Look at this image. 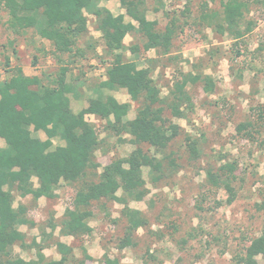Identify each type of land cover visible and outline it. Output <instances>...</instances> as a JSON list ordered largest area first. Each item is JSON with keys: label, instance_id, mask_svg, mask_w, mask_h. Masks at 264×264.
<instances>
[{"label": "rangeland", "instance_id": "1", "mask_svg": "<svg viewBox=\"0 0 264 264\" xmlns=\"http://www.w3.org/2000/svg\"><path fill=\"white\" fill-rule=\"evenodd\" d=\"M94 1L99 8L115 16L123 14L127 22L131 21L118 0ZM224 2L227 0H147V19L157 23L158 31H164L171 20L177 21L171 49L169 53L146 51L144 37L133 32L124 39L126 60L135 62L139 69L150 67L162 98L170 95L181 73L207 74L215 89L207 93L203 83L189 84L187 90L194 107L187 109L183 118L173 117L171 110L165 108L164 117L169 124L179 126L180 134L165 152L156 154L158 159L168 157L164 161L165 172L155 175L150 168H144L148 193L141 201L129 202V207L140 211L148 225L131 235L130 245L124 246L128 236L124 206L112 200L95 201L89 222L92 233L70 239L74 250L67 264H81L85 252L93 258L85 264H104V255L120 259L121 264H232L253 239L261 236L264 128L256 132L258 128L249 127L245 132L238 128L257 122L258 110L264 108V0H248L243 23L251 24L252 31L239 41L218 31L215 17L222 16ZM93 12L86 11L88 32L77 44L84 55L74 51L59 58L52 43L35 29H11L10 16L0 0V82L11 79L21 68L27 76H38L44 87H53L61 68L67 67L66 81L74 87V93L69 95L73 111L78 113L88 107L99 94L113 58L106 51ZM103 93L131 105L127 121L136 118L140 103L132 101L125 90ZM86 120L95 127L101 141L95 155L99 174L138 148L155 153L149 145H138L130 135L114 131L107 120L94 115H87ZM31 131L34 137L47 139L44 132L33 128ZM192 142L199 151L195 156L189 147ZM53 143V148L63 145L58 140ZM0 147H6L2 138ZM169 158L174 159V167L169 165ZM227 163L238 165L233 183L236 199L232 204L227 203L225 188L217 189L207 181L208 171L217 172ZM33 181L37 186V180ZM80 185L63 181L57 198L38 202L15 193V207L27 206L26 218L30 222L19 227L32 246L27 249L26 259L37 260L38 248L33 242L41 241L44 250H49L47 260L61 259L56 244L62 236L64 214L73 206L71 201ZM121 195L122 190L117 196ZM50 223L56 230L52 231ZM18 248L19 244L15 247L16 256ZM256 262L264 264V255H258Z\"/></svg>", "mask_w": 264, "mask_h": 264}, {"label": "trees", "instance_id": "2", "mask_svg": "<svg viewBox=\"0 0 264 264\" xmlns=\"http://www.w3.org/2000/svg\"><path fill=\"white\" fill-rule=\"evenodd\" d=\"M118 1L131 21L127 22L123 14L115 16L99 8L94 0H2L10 16V28L15 32L35 29L40 37L52 43L59 58L74 51L84 55L77 44L88 32L86 11L94 10L104 46L113 58L106 70V80L99 86V94L78 113L71 107L69 95L74 93V87L66 81L67 67L61 68L53 87H44L38 76H27L21 68L11 79L0 82V138L6 142L5 148L0 147V264L68 263L74 248L61 241L56 244L61 255L57 261L47 260L42 241L41 244L33 242L34 248H38L37 260L25 261L15 255L18 244L32 248L19 230L20 226L30 224L26 218L27 206L19 204L15 207V193L30 196L35 202L42 198L53 200L63 181L81 185L71 201L73 206L64 214L62 235L77 238L92 233L89 222L94 215L93 202L112 200L124 206L128 236L123 244L129 246L130 236L148 225L140 211L129 207L131 200L141 201L148 193L143 169L150 168L155 175L163 174L164 161L168 157L158 159L156 154L165 152L180 134L179 126L169 124L164 117L165 108L171 110L173 117L183 118L185 111L194 107L187 90L189 84L201 82L207 93L215 89L212 77L207 74L181 73L174 81L170 95L162 98L161 90L151 77L150 67L139 69L135 62L126 60L124 39L137 32L145 39L146 51L154 49L169 53L177 21L171 20L164 31H158L157 23L147 19V0ZM248 5V0L224 2L222 16L215 17L218 31L228 33L236 41L246 37L252 31L251 24L245 26L243 23ZM207 17L205 15L204 19ZM104 90H125L132 101L139 102L136 118L127 121L131 105L118 102L113 95H105ZM87 115L107 120L114 131L130 135L138 145H149L155 153L149 154L138 148L125 160L106 166L99 174L95 155L101 141L95 127L86 120ZM111 118L114 122L110 123ZM249 127L258 128L255 132L264 128L263 107L258 110L257 122L242 124L238 131L245 132ZM31 128L44 132L47 139L34 137ZM54 140L63 145L53 148ZM188 141L190 144L191 139ZM193 143L189 147L195 156L199 151ZM261 144L264 146V135ZM169 165L174 167V159L169 158ZM237 169L236 163H227L217 172L207 173V181L212 187L226 189L228 204L236 199L233 183L237 180ZM120 190L122 195L119 197ZM49 225L52 231L56 230L55 225ZM261 254L264 255V229L232 264H257L256 257ZM84 259L81 264L93 260L87 252ZM104 264H121V260L104 255Z\"/></svg>", "mask_w": 264, "mask_h": 264}, {"label": "crops", "instance_id": "3", "mask_svg": "<svg viewBox=\"0 0 264 264\" xmlns=\"http://www.w3.org/2000/svg\"><path fill=\"white\" fill-rule=\"evenodd\" d=\"M71 238H73V237L67 236V235H62V236H60V241L69 247H73L72 242H71V240H72ZM27 249H28L27 247L19 246L18 253H19L20 258L24 259L25 261H30V259L28 260L25 258V256L27 255V252H28ZM47 251H49V250L46 249L43 251V253L46 257H49V255L47 254ZM55 261H57V258L55 259Z\"/></svg>", "mask_w": 264, "mask_h": 264}]
</instances>
